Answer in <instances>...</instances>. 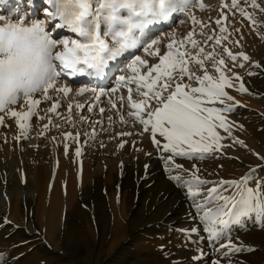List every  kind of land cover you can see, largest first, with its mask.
<instances>
[{"label":"rangeland","instance_id":"rangeland-1","mask_svg":"<svg viewBox=\"0 0 264 264\" xmlns=\"http://www.w3.org/2000/svg\"><path fill=\"white\" fill-rule=\"evenodd\" d=\"M257 2L264 6V0ZM202 3L205 11L194 8L192 12L208 25L203 29L205 35H221L215 21L224 13L227 20L223 23L228 31L223 35L228 39L222 40V45L233 54L244 53L249 57L244 61L238 56L234 65L221 46L215 48L231 69L227 74L241 77L240 81L233 80L236 90L226 91L234 97V102L239 101L233 106L229 115L233 120L229 122L239 124L247 136L243 138L246 144L240 146L244 152L241 153L222 140L224 147L214 155L203 160L177 156L175 164L193 171L198 169L197 174L210 182L207 187L221 180L242 181L247 177L249 187L264 188V13L254 11L240 0L241 7L254 12L257 23L252 24L237 10L222 7V4L230 5L231 0H202ZM36 4L33 12L32 5L25 0H15L13 7L0 6V15L13 21L23 18L26 23L43 20L45 5L41 0H35L33 5ZM192 29L187 17L177 16L171 25L163 24L160 29L152 30V34L163 37L166 44L172 31L182 38ZM200 32V26L196 25L194 38L203 40ZM58 33L53 35L57 39L67 34ZM213 46L214 41H209L204 46L205 52L212 51ZM139 54L144 56L143 52ZM240 64L244 66L239 67ZM208 69L216 75L210 63ZM120 71L112 70L111 83L103 89L115 87L112 82H116ZM241 82L246 92L237 90ZM82 83L76 84L96 87L97 81ZM121 94L126 97V89L111 98L117 100ZM74 96L75 91L63 99L57 114L46 113L52 102L42 100L36 111L45 118H32L27 139L15 138L21 136L20 130L7 116L5 126H0V264L264 262V217L251 213L227 230L232 244L253 251L228 252L220 247L221 243H228L227 237L210 242L203 231L206 225L186 189L170 179L177 174L186 178V174L172 166L166 167L161 157L169 153L158 151L149 133L140 134L142 128L127 116V107L121 108L117 100V108L113 109L108 97L95 101L90 92L75 99ZM36 98L42 99L39 94ZM69 103L73 104L71 123L66 120ZM77 103L84 107L77 109ZM89 107L93 110L88 111ZM101 107L106 109L103 114L99 111ZM120 114L128 123L121 122ZM45 124H49L47 131ZM66 133L73 136L79 133V140H66ZM146 142L150 147L142 149ZM77 148L81 151L79 157ZM232 167L236 174L232 173ZM189 229L196 232L186 231Z\"/></svg>","mask_w":264,"mask_h":264},{"label":"snow or ice","instance_id":"snow-or-ice-1","mask_svg":"<svg viewBox=\"0 0 264 264\" xmlns=\"http://www.w3.org/2000/svg\"><path fill=\"white\" fill-rule=\"evenodd\" d=\"M8 2L0 0V6ZM25 3L31 6L35 0ZM41 3L45 5L43 20L26 23L23 18L13 21L0 15V113L3 114L0 126H5L7 116L20 130L21 136L15 138L27 139L32 118H45L36 111L42 100L52 102L46 113L53 114H57L63 99L73 91L76 96L90 92L95 101L108 97L113 109L117 108L118 100L121 108L127 107V116L141 126L140 134L149 133L157 150L169 153L161 157L166 167L172 166L186 174V178L177 174L170 179L186 189L206 225L203 231L208 234V240L219 242L227 237L228 243H221L220 247L228 252L253 251L232 244L227 230L251 213L264 217V188L249 187L247 177L242 181L221 180L207 187L210 182L197 174L195 164V171L175 164L177 156L203 160L219 152L224 147L219 129L231 135L232 126L225 113L234 110L233 103H229L234 102V97L226 89L234 88L233 80L240 81L241 77L227 74L231 69L215 48L221 46L234 65L238 56L244 61L249 57L244 53L233 54L222 45V40L228 39L223 35L228 31L223 23L227 16L221 13V18L215 21L221 34L217 36L205 35L203 29L208 25L192 12L194 8L206 10L202 0H41ZM244 4L264 13V6L257 0H244ZM222 7L235 9L241 17L257 23L254 12L241 7L240 0H231L230 5L222 4ZM177 16L187 17L193 25L186 36L179 38L172 31L166 44L163 37L153 36V28L171 25ZM196 25L201 28L199 35L203 40L194 38ZM59 31L68 35L57 39L52 33ZM209 41H214L213 50L205 52L204 46ZM209 63L216 75L209 71ZM113 67L118 71L126 69L129 74H120L110 90L76 84L83 79H103ZM125 89L126 97L121 94L117 100L111 98ZM237 90L247 91L243 82ZM37 94L42 99L36 98ZM75 107L80 109L84 105L77 103ZM72 109L73 104L69 103L66 118L69 123ZM99 111L103 114L106 109L101 107ZM48 119L51 124V116ZM120 120L128 123L123 114ZM49 124L43 126L45 131ZM65 139L78 141L79 133L75 136L66 133ZM80 155L77 148L76 156ZM186 231L196 232V229Z\"/></svg>","mask_w":264,"mask_h":264},{"label":"bare ground","instance_id":"bare-ground-1","mask_svg":"<svg viewBox=\"0 0 264 264\" xmlns=\"http://www.w3.org/2000/svg\"><path fill=\"white\" fill-rule=\"evenodd\" d=\"M15 0H9V2H8V4H7V7H13V5H12V2H14ZM35 6H38V4H36V5H32L31 6V8L33 9V12H36L35 10ZM31 22H33V20H31L29 23H31ZM162 27V25H160V26H157V27H155V28H153V30L154 29H160ZM63 32V31H62ZM53 35H60V33H58V32H53L52 33ZM65 35H68V34H65ZM64 35V36H65ZM115 70L116 68L115 67H113L112 68V70ZM112 70L103 78V79H83V80H78V81H76V83H82V82H88V81H94V80H96L97 81V83L95 84L96 85V87H100V88H104L105 86H107L108 84L110 85V75H112ZM124 73H128L127 71H126V69H122L121 71H120V73H118L117 74V78H118V76L120 75V74H124ZM236 82V81H235ZM112 83H115L116 84V82L114 81V82H112ZM83 84V83H82ZM235 86H236V84H235ZM237 87V86H236ZM233 89V88H232ZM231 89V90H232ZM235 89V88H234ZM233 89V90H234ZM238 89V88H237ZM236 90V89H235ZM237 92V91H236ZM71 95V94H70ZM74 99L75 98H77L76 96H74L73 97ZM88 97H86V99H87ZM239 101L238 100H236L235 102H231V103H233V106H234V104H237ZM225 115L227 116V118H228V123L232 126L231 127V135H229L227 132H224L223 131V129H219L218 131L220 132V134H221V136L222 137H224L222 140L223 141H225L226 143H229V144H231L232 146H234V148H236L237 150H240L241 151V153H244L243 151H242V149H241V147H244L245 146V142L243 141V138H247V136L245 135V132H242L241 130H240V127H239V124H236V122L234 123V124H232V123H230L232 120H231V118H230V113H225ZM229 120H231L230 122H229ZM158 137V136H157ZM159 138V137H158ZM221 140V141H222ZM152 141V140H151ZM235 141H242L243 142V144H240V143H236ZM245 143V144H244ZM153 144V143H152ZM224 144V143H223ZM222 144V145H223ZM135 145H137V144H135ZM225 145V144H224ZM241 146V147H240ZM150 147V144L148 143V142H146V143H144L143 144V148L142 149H147V148H149ZM9 150H10V148H9ZM152 150V149H151ZM138 151H139V148H138ZM11 152V151H10ZM232 153H234V152H232ZM165 163V162H164ZM163 163V164H164ZM232 173L233 174H236L237 173V170L235 169V168H233L232 167ZM138 180H141V179H138ZM44 205V204H43ZM52 219H54V217L53 218H50V220H52ZM169 219H171V218H169ZM52 226H54V223L52 224ZM115 241H116V239H115ZM115 241L110 245V247L112 248V246L115 244ZM260 264H264V262L263 263H260Z\"/></svg>","mask_w":264,"mask_h":264}]
</instances>
